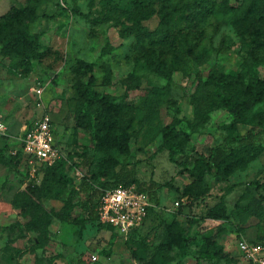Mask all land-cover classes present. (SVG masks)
<instances>
[{"label":"rangeland","instance_id":"374dc122","mask_svg":"<svg viewBox=\"0 0 264 264\" xmlns=\"http://www.w3.org/2000/svg\"><path fill=\"white\" fill-rule=\"evenodd\" d=\"M159 7V0H0V35L23 23L40 35L17 46L0 40V264H195L208 239L217 247L211 264H248L236 242L264 237V99L242 121L227 109L238 86L264 79V3L165 0L162 10L173 11L167 26ZM106 45L112 49L101 56ZM84 64L92 65V88L116 98L115 136L100 146L75 118L90 75ZM211 73L226 78L210 82ZM38 102L51 109L61 154L54 170L23 151ZM175 118L184 132L170 152L161 130ZM252 129L256 137L239 146ZM223 145L234 148L224 163L235 170L194 181V160ZM123 165L132 185L158 196V212L139 232L123 236L98 220L79 230L60 218L85 217L89 187L101 188ZM168 230L174 239L164 245Z\"/></svg>","mask_w":264,"mask_h":264},{"label":"trees","instance_id":"16d2710c","mask_svg":"<svg viewBox=\"0 0 264 264\" xmlns=\"http://www.w3.org/2000/svg\"><path fill=\"white\" fill-rule=\"evenodd\" d=\"M264 3V0H262ZM160 7L157 9L156 14L160 19V23L163 26H167L170 21L171 12H164L162 10L163 4L165 0H159ZM72 11L83 17L84 15L79 12L77 8H72ZM175 11V10H174ZM40 37L39 34L30 35L28 33L27 25L23 23L21 26H12L7 31L4 32L3 35H0V40L2 41L3 46L7 47L9 45L17 46L20 43H26L31 40H38ZM31 49V48H28ZM109 45L104 46L100 55L105 56L110 52ZM21 51V50H20ZM25 51L22 50L21 53ZM35 55V52H31ZM86 69L89 71L90 75L85 84L81 85V103L76 110L75 118L77 123L83 127L85 130L90 132L91 141L94 145L100 146L104 141L107 140V137L113 134V128H110L113 121L110 120V109L112 107H116L114 101L116 100L115 96L110 94H104L100 96L93 88V84L95 82V78L92 74V65L84 64ZM164 77L170 79V75L164 72ZM105 79L109 80L111 77V71L108 66L104 69ZM226 76L221 74L216 76L214 73H211L207 76V80L210 82L216 81L219 83L224 82ZM264 99V79L259 77L257 74L253 76L252 79H249L244 85H240L236 88L234 94H232L231 98L228 100V113L235 121H242L245 119L247 112L258 102ZM182 122L181 119L175 118V120L165 125L162 130V138L163 144L161 148L163 150L172 151V149L178 144V136L180 133H183V129L179 126ZM114 135V134H113ZM115 136V135H114ZM256 134L253 129L250 130L243 138L238 139V145L242 146L243 139L249 138L254 139ZM117 139V138H116ZM234 153L233 146L223 145L211 150L208 156L199 158L194 160V163L190 169V175L194 178V181L200 182L205 173H214L217 177L221 179L226 178L233 170H235V165L226 164L231 158V155ZM61 160V159H60ZM48 165L51 166L50 170L53 169L57 165V162ZM226 164V165H225ZM47 165V164H45ZM54 165V166H53ZM185 165V162H184ZM224 165V166H223ZM125 166L115 173L113 177L101 184V188H97L95 185H91L89 187L88 196L84 202V216L80 214H73L72 212H68L65 216L60 217L63 221H66L69 224L77 226L79 230H82L85 227L86 223H93L94 221H99L97 214V207L99 205L100 198L106 189L114 188V187H125L130 186L134 182V177L132 173L125 170ZM214 168V169H212ZM51 172V171H50ZM49 176V175H48ZM47 180V176H46ZM250 184H254L251 182ZM138 189H142L145 184H137ZM148 187H150L148 185ZM158 212V210H151L147 220L154 213ZM146 220V221H147ZM32 223H35V219H32ZM101 223V222H100ZM146 223V222H145ZM144 223V224H145ZM143 224V226H144ZM35 225V224H33ZM109 226V225H107ZM142 226V227H143ZM111 227V226H110ZM138 228L132 231L129 235L135 234L139 232L142 228ZM183 229L178 230L177 237L179 239H183ZM116 232V231H115ZM172 231L168 230L163 239V244H167L169 240L173 238ZM261 238V236L256 239ZM111 250H107L104 252V255H109ZM217 256V247L215 241L213 239H208L206 243V248L199 253L196 257L195 264H211L212 261ZM82 264V262H80Z\"/></svg>","mask_w":264,"mask_h":264},{"label":"built area","instance_id":"2783aa9c","mask_svg":"<svg viewBox=\"0 0 264 264\" xmlns=\"http://www.w3.org/2000/svg\"><path fill=\"white\" fill-rule=\"evenodd\" d=\"M38 97L43 89L34 88ZM40 113L25 126L23 151L35 162L51 165L61 159L59 148L54 142V128L51 109L43 102L37 103ZM5 126L0 122V132ZM175 205H179L177 201ZM159 210L158 196L155 189L136 185L119 186L104 190L97 214L99 222L111 226L118 234L127 236L146 222L151 210ZM239 253L248 264H264V237L247 240L240 237L236 242ZM91 258L96 260L97 256Z\"/></svg>","mask_w":264,"mask_h":264}]
</instances>
